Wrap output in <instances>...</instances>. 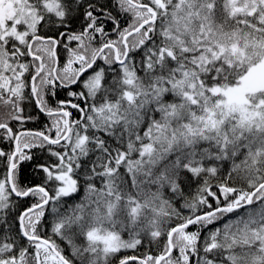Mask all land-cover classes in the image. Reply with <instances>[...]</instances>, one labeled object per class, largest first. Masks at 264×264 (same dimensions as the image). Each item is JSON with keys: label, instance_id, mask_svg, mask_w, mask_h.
Instances as JSON below:
<instances>
[{"label": "snow or ice", "instance_id": "1", "mask_svg": "<svg viewBox=\"0 0 264 264\" xmlns=\"http://www.w3.org/2000/svg\"><path fill=\"white\" fill-rule=\"evenodd\" d=\"M0 264H264V0H0Z\"/></svg>", "mask_w": 264, "mask_h": 264}]
</instances>
